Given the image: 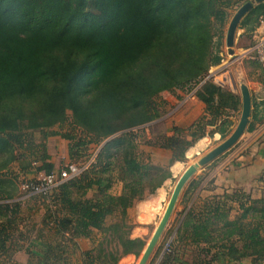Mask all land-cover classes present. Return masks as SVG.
Listing matches in <instances>:
<instances>
[{"label":"trees","instance_id":"obj_1","mask_svg":"<svg viewBox=\"0 0 264 264\" xmlns=\"http://www.w3.org/2000/svg\"><path fill=\"white\" fill-rule=\"evenodd\" d=\"M251 1L0 0V264H19L12 260L10 233L19 231L21 204L35 199L43 200L41 223L54 238L30 239L25 246L34 257L27 264H70L77 240L105 229L106 217L114 213L122 220L105 233L124 254L140 255L144 243L128 238L126 211L170 174L167 167L138 159L132 130L161 117L162 93L189 91L203 82L195 92L202 114L186 129L173 127L160 148L170 152L171 165L183 162L185 152L207 135H228L240 98L205 79L222 60L223 29L231 13ZM261 19L264 2L253 4L239 24L251 39L249 48ZM254 69L264 81V68L256 63ZM251 107L247 134L264 125V97L255 103L251 96ZM49 137L71 143L72 165L87 156L89 145H101L93 158L95 171L84 170L50 194L24 197L8 175L56 174L45 145ZM114 169L121 176L118 196L107 193ZM260 180L259 196L225 190L197 211L185 207L175 239L182 246L159 264H194L186 256L190 248L210 257L202 264H264V173ZM201 182L192 180L182 199ZM228 204L236 205L231 218ZM78 258L80 264L119 260L112 254L101 260L95 249L80 251Z\"/></svg>","mask_w":264,"mask_h":264},{"label":"rangeland","instance_id":"obj_2","mask_svg":"<svg viewBox=\"0 0 264 264\" xmlns=\"http://www.w3.org/2000/svg\"><path fill=\"white\" fill-rule=\"evenodd\" d=\"M235 11L231 13L230 18ZM229 20L223 29L222 46L220 48L222 60L218 66L209 69L205 81H210L215 85L229 90L239 98V87L241 84H244L247 86L250 95L253 96L255 103H257L264 97V81L258 76V71L254 69L257 62H255L248 53L251 39L248 35H244L243 29L238 27L234 45L232 47L233 56L228 55L224 44V37ZM202 83L203 82L199 83L189 91L184 90L176 91L174 93H162L157 99V103L165 102V105L161 106V110L159 109L161 117L150 124L132 130L137 136L134 140V144L135 154L138 159L144 163H150L157 167H167L170 174L169 179L165 180L161 187L155 189L151 194L145 193L140 198H135L132 201L130 208L126 211L125 224L128 229V238L140 239L143 241L144 246L149 241L154 229L160 221L174 186L182 173L189 165L196 163L201 157L223 142L234 130L239 120L241 106L239 112L229 118L231 127L228 129L229 133L225 138L221 139L218 134H213L211 136L207 135L203 139L197 141L185 152L183 162L169 165L168 161L170 159V152L160 148L162 139L164 137H170L173 134L172 131H170L173 127L186 129L202 114L204 107L195 98V92L200 89ZM34 135L36 142H38V132H34ZM247 141V133L244 132L238 142L240 143L239 148H236L230 153V151L237 146V143L230 151L226 152L204 168L198 170V172L192 177L191 181L201 179V185L193 194L182 199L183 192L191 181L186 185L147 264H159L164 254H167L170 251L172 252L174 249H178L182 246L176 242L175 239L178 227L184 216L185 207L193 205V209L197 211L202 207L204 200L222 193L220 190L215 189L216 186L213 183L215 168L219 164L222 165L224 162H227L230 158H232L233 162L238 161L241 149L243 146H246ZM45 145L47 155H49L50 161L54 165V170H59L69 164V162H74L72 161L74 160L72 159V156L70 157V152H72L70 150L71 143L62 140L59 137H49L47 138ZM100 147L101 145H89L86 150L87 156L82 160H77L76 163L80 164L76 165L81 166V164H87V171L94 172L95 167L93 158ZM11 170L14 172V167H12ZM222 173L223 172H219L218 175L215 176L220 177ZM38 176L39 174L35 171H31V173L27 175L17 173L8 175L9 178L14 180L18 188L19 185L21 187L23 182L33 179L36 180ZM108 176L111 178V187L107 190V193L112 196H118L122 188V185L119 182L121 176L117 173L116 169L112 170ZM222 187L221 189L224 188ZM250 187H252V189L245 190L246 193L251 191L254 196H259L261 186L254 183L253 185L250 184ZM95 193L96 190L89 191L86 194V197L91 198ZM22 197L17 198L18 201L23 202L22 200L25 201V199H27ZM33 201L34 202L28 204H21L23 220L19 224V231L10 233L11 240L14 242L13 249L16 250L12 260L19 264H27L34 257V255L31 254L32 252L29 250V247L25 246L30 239L39 238L46 241L54 238L53 232L49 230V227L44 226L41 223L43 216L46 214V210L43 207V200L35 199ZM228 205L232 207V212L230 214L231 218L236 214V205ZM121 220V215H119V213H114L106 217L104 228L106 229L113 224L120 223ZM105 229L100 232H94L90 239L77 240V250L69 251V253H74V260H72L70 264H80L78 258L79 252L90 249H95V255L101 260L108 254H112L119 259L117 264H137L141 253L138 257L124 254L123 249L118 242L112 241L107 233H105ZM180 256L185 257V254L181 253ZM186 256L189 260H192L194 264H202L203 261L210 259L209 256L204 257L199 254L195 248H190Z\"/></svg>","mask_w":264,"mask_h":264},{"label":"water","instance_id":"obj_3","mask_svg":"<svg viewBox=\"0 0 264 264\" xmlns=\"http://www.w3.org/2000/svg\"><path fill=\"white\" fill-rule=\"evenodd\" d=\"M264 2V0H252L251 2L245 3L239 7L235 13L230 18L224 37V44L227 49L228 55L233 56V45L235 36L238 31L239 24L246 13L251 9L253 4H259ZM241 111L240 117L231 134L218 146L213 148L203 157H201L196 163L189 165L182 175L177 180L174 189L170 195L168 203L164 209L162 217L158 222L156 228L154 229L149 241L143 247L140 259L137 264H147L158 241L160 240L170 217L175 209V206L180 198L182 191L186 185L191 181L192 177L198 172V170L204 168L210 163L214 162L220 156L224 155L226 152L230 151L238 142L241 136L246 132L249 125L251 116V95L246 85L241 84L239 87Z\"/></svg>","mask_w":264,"mask_h":264},{"label":"crops","instance_id":"obj_4","mask_svg":"<svg viewBox=\"0 0 264 264\" xmlns=\"http://www.w3.org/2000/svg\"><path fill=\"white\" fill-rule=\"evenodd\" d=\"M260 32L261 28H257L254 37ZM247 140L246 146L241 149L238 161L233 162L232 158L229 157V162H224L222 165L219 164L215 168V175L223 172L220 176L221 178L213 175L216 190H220L222 193L225 190L242 189L245 191L252 189L250 184L253 185L254 183L262 188L260 178L264 173V125L259 127L254 133L247 134Z\"/></svg>","mask_w":264,"mask_h":264},{"label":"built area","instance_id":"obj_5","mask_svg":"<svg viewBox=\"0 0 264 264\" xmlns=\"http://www.w3.org/2000/svg\"><path fill=\"white\" fill-rule=\"evenodd\" d=\"M259 24L258 28H261V32L253 37L254 44L248 49V53L255 62L264 68V19H261ZM87 168V165L76 166L67 164L59 169L56 174H39L35 181L23 182L20 189L24 194V197L47 195L52 193V191L61 183L79 176L84 170H87Z\"/></svg>","mask_w":264,"mask_h":264},{"label":"bare ground","instance_id":"obj_6","mask_svg":"<svg viewBox=\"0 0 264 264\" xmlns=\"http://www.w3.org/2000/svg\"><path fill=\"white\" fill-rule=\"evenodd\" d=\"M200 145H201V143H200ZM195 149V148H194ZM195 151V150H194Z\"/></svg>","mask_w":264,"mask_h":264}]
</instances>
